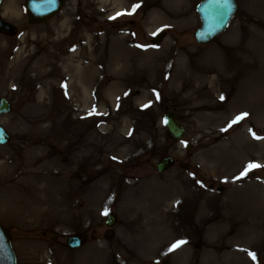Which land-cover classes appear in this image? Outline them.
<instances>
[{
  "label": "rangeland",
  "instance_id": "1",
  "mask_svg": "<svg viewBox=\"0 0 264 264\" xmlns=\"http://www.w3.org/2000/svg\"><path fill=\"white\" fill-rule=\"evenodd\" d=\"M7 1L0 15L17 32L0 33V97L12 106L0 116V223L16 264H221L235 246L264 264V167L240 175L264 166V0H238L204 46L200 0H65L37 24L24 0ZM169 108L186 127L179 142L164 130ZM168 155L176 163L157 172ZM155 187L159 198L138 200ZM73 233L88 234L75 250Z\"/></svg>",
  "mask_w": 264,
  "mask_h": 264
},
{
  "label": "water",
  "instance_id": "2",
  "mask_svg": "<svg viewBox=\"0 0 264 264\" xmlns=\"http://www.w3.org/2000/svg\"><path fill=\"white\" fill-rule=\"evenodd\" d=\"M62 4L63 0H25L28 22L34 24L48 19L59 11ZM237 10L238 3L236 0H201L196 6V12L201 23V26L194 33L196 42L198 44H206L212 41L227 28ZM0 32L13 35L16 33V28L0 17ZM162 35V31L157 32L151 42L156 44ZM10 109V103L0 97V115L9 112ZM164 126L174 140H180L185 135L184 127L179 123L175 111L171 109L164 114ZM8 139L9 135L0 126V145L6 143ZM173 161V158L170 156L164 157L157 162L156 169L163 171L171 166ZM105 223L108 226H113L115 224V217L108 214ZM106 234L110 236L112 232L109 231ZM81 240L82 238L79 235H70L66 239V244L71 248H77L81 245ZM0 264H15V256L11 248L9 235L1 225Z\"/></svg>",
  "mask_w": 264,
  "mask_h": 264
},
{
  "label": "bare ground",
  "instance_id": "3",
  "mask_svg": "<svg viewBox=\"0 0 264 264\" xmlns=\"http://www.w3.org/2000/svg\"><path fill=\"white\" fill-rule=\"evenodd\" d=\"M106 1H112V0H102V2H106ZM114 1V0H113ZM129 1V0H128ZM119 2H120V0H119ZM14 3V0H8L7 1V3H6V6H5V9H7L11 4H13ZM115 3H116V0H115ZM112 44H113V42H112ZM112 44H110V55H109V59H111L112 57H113V46H112ZM117 55H119V53L117 54ZM120 57H119V60L121 59V56L122 55H119ZM92 61V60H91ZM93 62V61H92ZM90 66V65H89ZM72 70H75L76 71V73H77V71H78V68L76 67V66H73L72 67ZM76 75H78V73L76 74ZM78 77H80V75L78 76ZM82 78V77H81ZM163 183L165 184L163 187H165L163 190H167L168 189V187H169V185L171 184V185H173V183H171V181L170 180H168V179H166L165 181H163ZM157 188H160V187H155L153 190H149V189H147V190H144V191H140L138 194L139 195H137V196H139L138 197V200L139 199H143L144 201H147V200H152V199H156L157 198V196H158V198L160 197L159 195H160V193H161V190L160 189H157ZM256 212V211H255ZM222 221L223 220H219V221H215V222H213V224L211 225V227L212 228H215V227H219L220 226V224L222 223ZM160 224V223H159ZM175 227V225L173 224V223H171V224H168V228H174ZM214 232V231H213ZM220 235V234H219ZM217 237H218V233H217V235H216ZM235 238H231V240H234V239H238L237 238V235L236 236H234ZM236 245V244H235ZM236 248H230V249H228V250H226V251H224V252H222V253H220V256H219V258H223L224 259V261L221 263V264H246V262H245V260H246V256H243L242 255V253H244V252H246L247 253V251H248V249H243L244 247H241V246H235ZM208 255H209V252H206ZM205 253V254H206ZM213 255H214V253L213 252H211ZM210 253V254H211ZM245 255V254H244ZM244 257H246V258H244ZM220 260V259H219Z\"/></svg>",
  "mask_w": 264,
  "mask_h": 264
},
{
  "label": "snow or ice",
  "instance_id": "4",
  "mask_svg": "<svg viewBox=\"0 0 264 264\" xmlns=\"http://www.w3.org/2000/svg\"><path fill=\"white\" fill-rule=\"evenodd\" d=\"M139 7V5H133V11ZM122 13H117V15H121ZM128 14H131V13H128ZM223 99V97H221ZM247 113H242L241 115L237 116L233 121L232 123H236L237 121H239L240 119H242L244 116H246ZM253 135H255L253 133ZM259 138V137H257ZM257 167H264V166H261V165H258V164H255V163H249L245 169L240 173L241 176H244L247 174L248 171H250L251 169L253 168H257ZM199 182V181H198ZM104 214H107L106 212ZM185 243V241H181V240H177L175 241L169 248V251L175 249L176 247L180 246L181 244ZM250 256H252L253 259H255V254L253 253H249Z\"/></svg>",
  "mask_w": 264,
  "mask_h": 264
}]
</instances>
